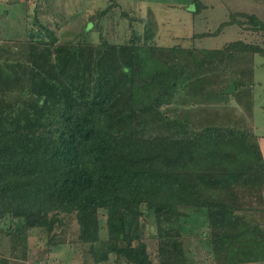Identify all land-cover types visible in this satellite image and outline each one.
<instances>
[{"label": "trees", "instance_id": "16d2710c", "mask_svg": "<svg viewBox=\"0 0 264 264\" xmlns=\"http://www.w3.org/2000/svg\"><path fill=\"white\" fill-rule=\"evenodd\" d=\"M106 1L88 23L92 31L102 33L118 4ZM193 1L199 13L202 3ZM234 17L216 33L233 23L264 32L256 16ZM38 19L28 17L32 26ZM147 37L95 45L32 28L29 49L35 43L46 51L36 61L20 40L0 43V223L18 221L0 234L43 229L49 245L58 246L63 216H74L77 243L91 246L96 263L114 256V264H154L142 232L143 215L151 212L160 264H190L183 233L203 224L218 264L264 262V158L256 137L206 123L209 111L197 106L207 90L216 100L228 97L231 82L237 90L241 80L253 86L252 60L264 48L234 42L198 51L151 45ZM234 62L245 67L220 78L218 64ZM182 96L183 107L173 108Z\"/></svg>", "mask_w": 264, "mask_h": 264}, {"label": "rangeland", "instance_id": "374dc122", "mask_svg": "<svg viewBox=\"0 0 264 264\" xmlns=\"http://www.w3.org/2000/svg\"><path fill=\"white\" fill-rule=\"evenodd\" d=\"M199 1L203 8L196 13L193 0H118L112 13L104 17L101 33L99 29L92 31V24L88 26V23L97 11L108 8L109 3L106 0H0V43L4 42L12 47V42L16 41L10 40H20L21 44L18 46L25 52L30 47L27 45L28 31L35 28L43 33L47 30L53 31L61 42L82 40L95 45L100 44L102 39L115 46L127 45L134 35H139L142 41H146L145 38L148 36L147 40L151 45L166 47L182 45L198 51L222 50L234 42L256 43L264 48L262 31H253L249 27L243 28L233 23L219 34L216 33L223 23L233 21L236 18L234 16L242 14L254 15L264 24V0ZM30 13L39 18L33 26L29 22L31 20H28ZM87 26L88 30H91L89 33H86ZM206 33L212 35L200 37L201 34ZM32 44L35 46L27 52L29 54L27 59L36 61L45 57V48ZM100 47L98 48L101 49ZM112 51L119 59L127 56V51L122 48ZM222 64L224 63L216 67L220 78L229 77V74L232 76L231 72L241 71L245 67V62L231 63L229 68L223 66L220 68ZM252 68L253 86H248V79L241 80L240 77L244 85L234 93L226 94L228 97L220 99L217 97L213 100L205 95L213 94L214 91L207 90L199 101L197 98L195 100L199 108L209 111L206 123L253 131L264 158V56L256 54L252 60ZM227 81L226 84L215 89L216 93L227 85ZM195 100L189 99V101ZM183 101H185L184 96L178 97L173 108L180 106ZM185 112L187 111L183 110L182 114ZM64 216L65 225L56 230V239L61 243L58 246L49 245L50 236L43 229H31L11 236L1 233L0 260H5L8 264H105V262H95L94 252L89 244L77 243L79 227L75 217ZM101 219L105 224L106 216H102ZM11 222H1L0 227L8 230L12 225L13 228H17L18 221ZM157 225L154 214L146 212L143 215V238L154 264H160L157 258ZM191 229L189 226L187 232L183 233L188 262L218 264L213 250L202 236L203 232L207 231V227L203 224L199 229ZM106 235L104 231V239ZM101 246V243L96 245L95 250L100 251ZM114 260L115 257L111 256L108 264H114ZM252 264H264V262Z\"/></svg>", "mask_w": 264, "mask_h": 264}, {"label": "water", "instance_id": "95a60500", "mask_svg": "<svg viewBox=\"0 0 264 264\" xmlns=\"http://www.w3.org/2000/svg\"><path fill=\"white\" fill-rule=\"evenodd\" d=\"M236 91V85L234 82H232L229 86V88L225 91V94H232Z\"/></svg>", "mask_w": 264, "mask_h": 264}, {"label": "crops", "instance_id": "0c3cea01", "mask_svg": "<svg viewBox=\"0 0 264 264\" xmlns=\"http://www.w3.org/2000/svg\"><path fill=\"white\" fill-rule=\"evenodd\" d=\"M24 262V261H23Z\"/></svg>", "mask_w": 264, "mask_h": 264}]
</instances>
